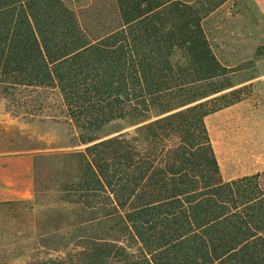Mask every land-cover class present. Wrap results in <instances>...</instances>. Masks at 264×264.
I'll return each mask as SVG.
<instances>
[{"label":"trees","instance_id":"trees-1","mask_svg":"<svg viewBox=\"0 0 264 264\" xmlns=\"http://www.w3.org/2000/svg\"><path fill=\"white\" fill-rule=\"evenodd\" d=\"M142 3L116 0L119 24L93 35L60 0H0V73L52 70L80 130L38 155L67 170L54 231L69 241L44 243L57 256L42 264H264L260 175L225 181L205 122L242 99L208 108L226 88L194 87L225 71L195 10ZM116 120L131 126L88 135Z\"/></svg>","mask_w":264,"mask_h":264},{"label":"rangeland","instance_id":"rangeland-1","mask_svg":"<svg viewBox=\"0 0 264 264\" xmlns=\"http://www.w3.org/2000/svg\"><path fill=\"white\" fill-rule=\"evenodd\" d=\"M60 1L77 12L82 27L93 35L104 33V23L116 27L120 22L116 0ZM134 1L146 5L142 3L144 0ZM169 1L183 2L198 13L211 50L225 68L223 76L194 86L199 92L226 88L207 98L217 97V101L210 103L208 108L237 98L248 99L251 109L253 105L264 102V0ZM23 69L13 66L10 71L2 69L0 73V153H30L34 187L27 199L0 203V264H42L57 256V252L43 247L44 243L64 245L69 241L63 240L61 233L54 231L59 219L54 209L58 205L62 208L67 205L63 200L64 194L59 190L67 183L66 167L57 166L50 157L41 163L38 155L69 152L70 146L77 143L80 130L68 115L66 102L52 70L49 77H42L48 70L36 72L35 81L32 77L27 79L28 75L34 76L35 73L29 70L27 72L30 73H25ZM221 95L224 97L221 98ZM238 114L234 109L220 111L209 118L211 135L221 158H225L221 163L218 161L220 173L226 181L228 173L241 178L257 171L264 188V148L261 152L249 148L250 153L245 154L236 147L231 154L226 144V141L238 144L242 140ZM130 126L124 120H116L88 135L104 137ZM248 128V137L244 136V139L257 144L259 138L254 135L252 117L248 118ZM261 140L264 146V136ZM55 166L63 179L55 176ZM122 244L133 253L141 250V244L131 237L125 238Z\"/></svg>","mask_w":264,"mask_h":264},{"label":"crops","instance_id":"crops-1","mask_svg":"<svg viewBox=\"0 0 264 264\" xmlns=\"http://www.w3.org/2000/svg\"><path fill=\"white\" fill-rule=\"evenodd\" d=\"M234 109H236L239 113L237 117L238 121L240 122V138H242V140H239L238 144H235L233 141H226V144H228L230 148L231 154L234 152V150H236V147L238 149L240 148L241 151L245 154L250 153L249 148L257 150H253L254 152H261V148H264L261 140L264 136V102L261 101L259 105H253V108L251 109V104L249 103L248 99H243L238 103L229 106L221 111H232ZM210 116L211 115L206 117L205 120L209 135H211V129L209 127ZM249 117H252L255 124L253 132H255L254 135H256V137L258 136L257 138H259V142L257 144L255 143V141L251 144L246 139H244V136L248 137L247 130L249 129ZM210 138L212 139V145L217 160L221 163L222 160H225V158H221V152L217 150V145L216 142L213 140L212 135L210 136ZM255 174H258L257 171L252 173L251 175ZM227 175L228 177H225L227 179L226 181L239 178L233 177L232 173H228ZM33 187L34 167L32 155L28 152L0 153V203L14 202L22 199H27L31 196Z\"/></svg>","mask_w":264,"mask_h":264}]
</instances>
